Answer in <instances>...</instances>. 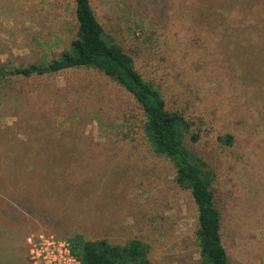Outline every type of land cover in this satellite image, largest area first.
<instances>
[{
    "label": "rangeland",
    "instance_id": "374dc122",
    "mask_svg": "<svg viewBox=\"0 0 264 264\" xmlns=\"http://www.w3.org/2000/svg\"><path fill=\"white\" fill-rule=\"evenodd\" d=\"M205 3L90 0L106 34L199 133L185 141L215 173L231 263L264 264V89L242 73L239 44L224 41L222 50L226 23ZM76 31L74 0H0L8 67L49 61ZM144 121L133 96L98 70L3 80L0 264H31L29 235L76 232L120 244L138 238L151 264H198L196 205L172 163L150 149ZM226 133L231 145L219 140Z\"/></svg>",
    "mask_w": 264,
    "mask_h": 264
},
{
    "label": "trees",
    "instance_id": "16d2710c",
    "mask_svg": "<svg viewBox=\"0 0 264 264\" xmlns=\"http://www.w3.org/2000/svg\"><path fill=\"white\" fill-rule=\"evenodd\" d=\"M205 2L212 20L217 12L226 23L227 30L221 35L222 50L224 41L226 46L239 44L236 50L243 60L242 73L252 76L258 88L264 89V0ZM74 5L77 31L69 47L45 62L8 67L0 61V89L8 78L51 75L77 68L98 70L124 88L145 116L143 134L150 149L172 163L175 183L190 192L196 205L198 264H232L222 242V216L213 189L215 173L197 151L186 145L187 137L193 142L199 139V133L192 130L193 122L181 111L166 107L159 88L142 77L132 56L106 34L90 0H74ZM220 30L215 34L219 35ZM219 140L231 145L234 136L226 133ZM24 168L22 165L19 169ZM66 240L80 264H151L149 245L138 238L120 244L107 238L87 239L76 232ZM8 262L19 264L16 260Z\"/></svg>",
    "mask_w": 264,
    "mask_h": 264
},
{
    "label": "built area",
    "instance_id": "2783aa9c",
    "mask_svg": "<svg viewBox=\"0 0 264 264\" xmlns=\"http://www.w3.org/2000/svg\"><path fill=\"white\" fill-rule=\"evenodd\" d=\"M26 244L31 264H80L66 239L38 233L27 236Z\"/></svg>",
    "mask_w": 264,
    "mask_h": 264
}]
</instances>
